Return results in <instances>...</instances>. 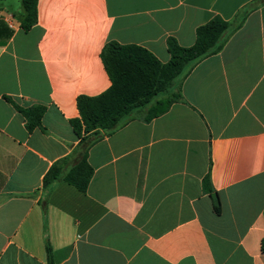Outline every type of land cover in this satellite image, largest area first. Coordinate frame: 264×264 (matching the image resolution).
Here are the masks:
<instances>
[{
    "label": "crops",
    "instance_id": "obj_1",
    "mask_svg": "<svg viewBox=\"0 0 264 264\" xmlns=\"http://www.w3.org/2000/svg\"><path fill=\"white\" fill-rule=\"evenodd\" d=\"M254 1L38 0L26 32L21 0H0V264H50L47 242L54 264H264V5L182 81L184 102L90 149L86 192L44 188L76 162L64 159L78 98L111 87L106 44L167 63L169 38L192 46L197 28ZM17 107H43L42 126L30 132Z\"/></svg>",
    "mask_w": 264,
    "mask_h": 264
},
{
    "label": "trees",
    "instance_id": "obj_2",
    "mask_svg": "<svg viewBox=\"0 0 264 264\" xmlns=\"http://www.w3.org/2000/svg\"><path fill=\"white\" fill-rule=\"evenodd\" d=\"M37 4L38 0H21L22 11L18 17L26 32L38 22ZM262 5L264 0H255L240 10L233 21L214 17L197 28L196 41L192 46H181L175 38H169L167 47L171 58L167 63H162L140 46L116 42L106 44L101 57L111 79V87L98 96L78 98L80 117L72 120L71 125L80 141L71 157L64 159L76 162L63 173L59 164L54 165L44 178V188L48 189L57 180H64L86 192L94 174L88 162L90 149L105 135H111L128 124L135 117L134 113L146 110L144 120L150 122L167 113L174 103L184 102L182 81L201 61L221 52L230 34L240 29L248 15ZM17 108L27 118L30 132L42 126L43 107ZM203 186L212 198L215 213L220 215L221 200L211 185L209 174L205 176ZM46 251L49 263L54 264L49 242Z\"/></svg>",
    "mask_w": 264,
    "mask_h": 264
},
{
    "label": "rangeland",
    "instance_id": "obj_3",
    "mask_svg": "<svg viewBox=\"0 0 264 264\" xmlns=\"http://www.w3.org/2000/svg\"><path fill=\"white\" fill-rule=\"evenodd\" d=\"M145 114H146V110L145 111H138V112H136V113H134L133 115L134 116H141V117H144L145 116Z\"/></svg>",
    "mask_w": 264,
    "mask_h": 264
}]
</instances>
